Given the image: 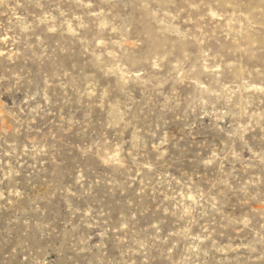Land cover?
Returning <instances> with one entry per match:
<instances>
[{"label": "rangeland", "instance_id": "obj_1", "mask_svg": "<svg viewBox=\"0 0 264 264\" xmlns=\"http://www.w3.org/2000/svg\"><path fill=\"white\" fill-rule=\"evenodd\" d=\"M0 264H264V0H0Z\"/></svg>", "mask_w": 264, "mask_h": 264}]
</instances>
